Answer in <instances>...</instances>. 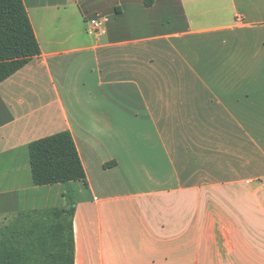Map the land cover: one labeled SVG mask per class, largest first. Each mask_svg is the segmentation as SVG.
Listing matches in <instances>:
<instances>
[{
    "label": "crops",
    "instance_id": "obj_1",
    "mask_svg": "<svg viewBox=\"0 0 264 264\" xmlns=\"http://www.w3.org/2000/svg\"><path fill=\"white\" fill-rule=\"evenodd\" d=\"M23 3L40 53L0 82V218L63 204L28 145L66 130L74 264H264V0Z\"/></svg>",
    "mask_w": 264,
    "mask_h": 264
},
{
    "label": "trees",
    "instance_id": "obj_2",
    "mask_svg": "<svg viewBox=\"0 0 264 264\" xmlns=\"http://www.w3.org/2000/svg\"><path fill=\"white\" fill-rule=\"evenodd\" d=\"M40 53L23 0H0V82ZM35 185L65 184L63 204L0 218V264H74L73 181L85 171L69 131L29 143Z\"/></svg>",
    "mask_w": 264,
    "mask_h": 264
},
{
    "label": "built area",
    "instance_id": "obj_3",
    "mask_svg": "<svg viewBox=\"0 0 264 264\" xmlns=\"http://www.w3.org/2000/svg\"><path fill=\"white\" fill-rule=\"evenodd\" d=\"M90 24H91L90 31L100 33V34L104 32L103 24L101 21L92 19Z\"/></svg>",
    "mask_w": 264,
    "mask_h": 264
}]
</instances>
